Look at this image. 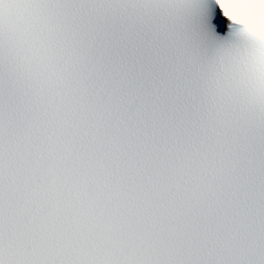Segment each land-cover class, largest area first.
Masks as SVG:
<instances>
[{"label": "snow or ice", "instance_id": "snow-or-ice-1", "mask_svg": "<svg viewBox=\"0 0 264 264\" xmlns=\"http://www.w3.org/2000/svg\"><path fill=\"white\" fill-rule=\"evenodd\" d=\"M264 0H0V264H264Z\"/></svg>", "mask_w": 264, "mask_h": 264}, {"label": "clouds", "instance_id": "clouds-1", "mask_svg": "<svg viewBox=\"0 0 264 264\" xmlns=\"http://www.w3.org/2000/svg\"><path fill=\"white\" fill-rule=\"evenodd\" d=\"M225 6L229 9V11L233 12L238 19L248 21L254 30L264 31V16H262L259 12L253 13L251 11H246L242 7L229 3H226Z\"/></svg>", "mask_w": 264, "mask_h": 264}]
</instances>
